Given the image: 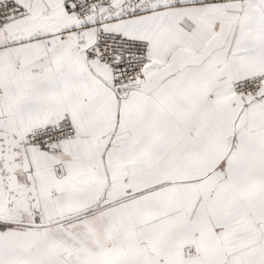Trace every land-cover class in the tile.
Listing matches in <instances>:
<instances>
[{
    "label": "snow or ice",
    "instance_id": "obj_1",
    "mask_svg": "<svg viewBox=\"0 0 264 264\" xmlns=\"http://www.w3.org/2000/svg\"><path fill=\"white\" fill-rule=\"evenodd\" d=\"M0 264H264V0H0Z\"/></svg>",
    "mask_w": 264,
    "mask_h": 264
}]
</instances>
